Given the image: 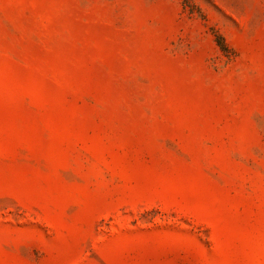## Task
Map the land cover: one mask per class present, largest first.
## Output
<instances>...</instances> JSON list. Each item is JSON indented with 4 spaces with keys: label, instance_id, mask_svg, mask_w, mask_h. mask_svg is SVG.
I'll return each mask as SVG.
<instances>
[{
    "label": "rangeland",
    "instance_id": "rangeland-1",
    "mask_svg": "<svg viewBox=\"0 0 264 264\" xmlns=\"http://www.w3.org/2000/svg\"><path fill=\"white\" fill-rule=\"evenodd\" d=\"M190 5L0 0V264H264V0Z\"/></svg>",
    "mask_w": 264,
    "mask_h": 264
},
{
    "label": "trees",
    "instance_id": "trees-1",
    "mask_svg": "<svg viewBox=\"0 0 264 264\" xmlns=\"http://www.w3.org/2000/svg\"><path fill=\"white\" fill-rule=\"evenodd\" d=\"M183 2H184V5L190 7V12H193V7L190 5V0H183ZM220 44H221L222 48H224L223 43H220Z\"/></svg>",
    "mask_w": 264,
    "mask_h": 264
}]
</instances>
